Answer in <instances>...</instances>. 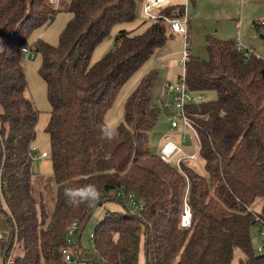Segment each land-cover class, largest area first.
I'll list each match as a JSON object with an SVG mask.
<instances>
[{
  "label": "trees",
  "instance_id": "obj_1",
  "mask_svg": "<svg viewBox=\"0 0 264 264\" xmlns=\"http://www.w3.org/2000/svg\"><path fill=\"white\" fill-rule=\"evenodd\" d=\"M142 1L0 0L2 262L11 253V264H66L62 251H72L66 227L76 221L79 264L89 255L81 252L80 232L104 207L89 238L95 264H137L141 243L144 264H231L236 251L238 264H264L250 235L255 217L264 215V58L239 35L233 41L208 36L206 59L188 49L180 58L184 82L202 95L184 106L196 150L192 158L178 153L162 160L149 135L162 112L169 120L163 102L171 95L155 97V70L127 95L113 129L105 114L119 89L176 32L160 19H144L141 30H119L102 57L90 61L113 25L136 18ZM181 10L159 12L176 17ZM60 11L70 17L57 43L38 39L27 46L41 57L38 73L50 105L45 131L52 174L43 179L32 165L38 110L27 94L21 48ZM209 92L216 97L204 100ZM196 158L203 173L191 163ZM111 202L119 209L106 207ZM185 208L187 226L181 225Z\"/></svg>",
  "mask_w": 264,
  "mask_h": 264
},
{
  "label": "rangeland",
  "instance_id": "obj_2",
  "mask_svg": "<svg viewBox=\"0 0 264 264\" xmlns=\"http://www.w3.org/2000/svg\"><path fill=\"white\" fill-rule=\"evenodd\" d=\"M165 6H182L188 16V37L189 52L191 55L206 59L205 43L208 36L221 40H234L238 35L245 47L257 56L264 58V26L251 25L252 21L264 17V0H167L161 7ZM158 8L154 9V12ZM70 14L64 11L57 12L53 19L44 26L34 29L26 39V47L36 40H42L50 45H55L58 36L64 27ZM145 21V22H144ZM148 21L144 20L137 13L134 20L130 22L117 23L112 26L104 43L99 47L96 46L90 61H96L108 50L116 33L121 30H141ZM213 26L214 31H210ZM171 38L165 42L163 47L153 54L127 82L119 89L117 96L105 114V121L109 129H113L121 120L123 104L127 95L134 89L140 79L150 70H155L157 78L153 87L154 95L159 93L161 82H173L177 76L182 73L180 65L181 51L183 49L182 37L178 34H171ZM41 57L34 54L33 58L21 55V65L27 82V94L31 97L35 108L38 110V118L35 126V138L33 145L36 147L33 159V170L37 176L48 179L52 174L51 162L48 156L49 139L45 127L49 117L50 105L46 98V89L43 79L38 73ZM214 92L204 94V100H213ZM184 139H181V138ZM170 139L187 154L196 150V143L193 134L189 130L169 128V120L163 112L159 117L158 124L153 128L149 135L150 147L156 151L162 143ZM47 152L45 156L40 153ZM192 165L198 172H202L201 163L198 158L192 160ZM109 209H119L116 203H107ZM259 202L252 206L253 210L259 211ZM104 207H97L89 220L82 228L79 236V245L81 252L92 253V246L89 240V234L92 232L94 224L102 217ZM184 212V211H183ZM252 247L257 249L260 240L257 237L256 227L253 226L250 231ZM2 258L0 256V264ZM79 264H85L79 262ZM137 264H144L142 243L139 249ZM231 264H238V252L236 251Z\"/></svg>",
  "mask_w": 264,
  "mask_h": 264
},
{
  "label": "built area",
  "instance_id": "obj_3",
  "mask_svg": "<svg viewBox=\"0 0 264 264\" xmlns=\"http://www.w3.org/2000/svg\"><path fill=\"white\" fill-rule=\"evenodd\" d=\"M56 2L57 0H50ZM167 0H143L139 7V15L142 18L147 20L160 19L164 23H166L169 28L182 36L183 39V49L181 51V62L184 61L186 56L188 55V46H189V37H188V16L185 9L179 12L176 17H168L160 13L159 10L162 8ZM158 8L157 11L154 12V9ZM260 24H264V17H261L259 20ZM238 39V36L237 38ZM236 49L243 53V55H248L244 46L241 44L239 40L235 41ZM21 51L28 58H33V53L28 50L27 47H22ZM161 91L164 92L165 95H171L170 99L164 100L163 107L167 112H169V128L176 129L180 127L183 130H189L191 134L195 137V131L193 127V123L190 118L184 112V106L190 102H196L201 100L202 95L198 93H193L188 90L184 82L183 72L177 76L176 81L174 82H161L160 84ZM181 139H184L183 137ZM34 151V148L32 147ZM181 154V156L192 158L194 157V153L186 154L183 152L182 148L179 144L174 143L170 139H166L162 144L159 150V156L162 160L168 161L172 156L176 154ZM40 156H45V153H40ZM34 158V156H33ZM189 223V212L188 209L185 208L184 212L181 216V225L187 226ZM257 237L260 240V245L257 247L256 251L258 253L264 252V215L255 217V224ZM78 224L76 221L70 222L66 227V242L69 246H71L72 251L63 250V260L66 264H78L79 259V249L76 245V233H77ZM89 238L92 239V233L89 234ZM73 252V254H72ZM12 255L9 253L7 258L1 264H11Z\"/></svg>",
  "mask_w": 264,
  "mask_h": 264
},
{
  "label": "crops",
  "instance_id": "obj_4",
  "mask_svg": "<svg viewBox=\"0 0 264 264\" xmlns=\"http://www.w3.org/2000/svg\"><path fill=\"white\" fill-rule=\"evenodd\" d=\"M137 30H139V29H135V31H137ZM174 34H176V33H174ZM179 35V34H178ZM104 40L105 39H103V41L101 42V43H99L97 46L99 47L101 44H103L104 43ZM159 90V93H158V95L161 93V90H160V88L158 89ZM33 148H34V152H36V147L33 145L32 146ZM45 154L47 153V152H44ZM37 174V173H36ZM90 255V254H89ZM89 255H86L85 256V258H84V260H81V262H83V263H85V264H95V263H93L92 261H90L91 260V258H90V256Z\"/></svg>",
  "mask_w": 264,
  "mask_h": 264
},
{
  "label": "water",
  "instance_id": "obj_5",
  "mask_svg": "<svg viewBox=\"0 0 264 264\" xmlns=\"http://www.w3.org/2000/svg\"><path fill=\"white\" fill-rule=\"evenodd\" d=\"M210 31H214V28H213V26L210 28Z\"/></svg>",
  "mask_w": 264,
  "mask_h": 264
}]
</instances>
